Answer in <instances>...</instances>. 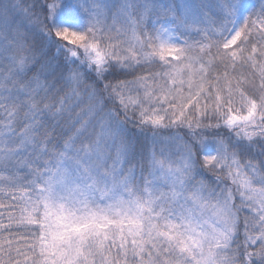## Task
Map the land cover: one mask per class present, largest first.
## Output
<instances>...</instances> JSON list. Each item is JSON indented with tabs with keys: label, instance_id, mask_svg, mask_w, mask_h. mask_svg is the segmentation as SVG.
Masks as SVG:
<instances>
[{
	"label": "snow or ice",
	"instance_id": "1",
	"mask_svg": "<svg viewBox=\"0 0 264 264\" xmlns=\"http://www.w3.org/2000/svg\"><path fill=\"white\" fill-rule=\"evenodd\" d=\"M0 264H264V0H0Z\"/></svg>",
	"mask_w": 264,
	"mask_h": 264
}]
</instances>
